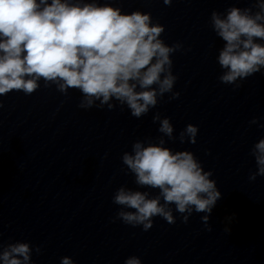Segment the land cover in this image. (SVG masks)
<instances>
[{"label":"clouds","instance_id":"1","mask_svg":"<svg viewBox=\"0 0 264 264\" xmlns=\"http://www.w3.org/2000/svg\"><path fill=\"white\" fill-rule=\"evenodd\" d=\"M162 2L171 6L174 0ZM248 3L250 7L213 10L209 18L211 29L223 41L216 57L222 69L218 79L235 88L264 70V0ZM164 32L163 25L153 23L151 13H125L113 6V0H0V97L13 91L30 96L43 81L45 88L55 86L65 97L69 90L78 91L80 109L106 106L113 110L118 104L139 119L166 94L169 100L180 96L174 91L178 77L173 73L172 56L183 45L165 43ZM152 119L161 133L156 142L136 140L131 151L121 156L137 189L120 186L115 191L112 202L119 210L113 222L141 226L146 232L156 217L175 224V209L185 224L194 212L205 213L201 221L212 231L210 216L222 198L213 172L205 171L192 151L166 146L177 140L196 144L198 127L188 124L177 136L169 117L156 112ZM258 123L255 117L249 121L250 125ZM249 155L256 166L249 180L255 181L264 177V138L252 146ZM139 189L158 192L152 195ZM41 251L29 242L5 245L0 238V264H33V252L39 255ZM60 264L75 262L64 256ZM124 264L142 261L133 255Z\"/></svg>","mask_w":264,"mask_h":264}]
</instances>
